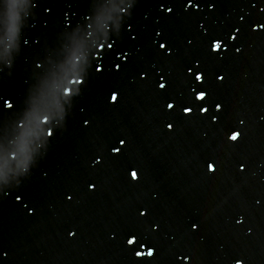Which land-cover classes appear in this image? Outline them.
<instances>
[{
    "label": "water",
    "instance_id": "obj_1",
    "mask_svg": "<svg viewBox=\"0 0 264 264\" xmlns=\"http://www.w3.org/2000/svg\"><path fill=\"white\" fill-rule=\"evenodd\" d=\"M0 264H36L0 178Z\"/></svg>",
    "mask_w": 264,
    "mask_h": 264
},
{
    "label": "snow or ice",
    "instance_id": "obj_2",
    "mask_svg": "<svg viewBox=\"0 0 264 264\" xmlns=\"http://www.w3.org/2000/svg\"><path fill=\"white\" fill-rule=\"evenodd\" d=\"M221 47V44H220V42H216L214 45H213V48L214 49H219ZM196 79L197 80H200L201 79V77L199 76V75H197V77H196ZM163 87H164V85H163ZM205 93L204 92H199V94H198V99H203L204 97H205ZM170 106V104L168 105V107ZM188 109V108H187ZM190 111H191V109H190Z\"/></svg>",
    "mask_w": 264,
    "mask_h": 264
},
{
    "label": "clouds",
    "instance_id": "obj_3",
    "mask_svg": "<svg viewBox=\"0 0 264 264\" xmlns=\"http://www.w3.org/2000/svg\"><path fill=\"white\" fill-rule=\"evenodd\" d=\"M161 47H164V45H161ZM161 87H163V84H161ZM115 96H116V93H113V94H112V97H111V99H112L113 102L115 101V99H114ZM171 107H172V105L170 104L169 108H171ZM219 107H220V106L217 105V108H219ZM205 110H206V109H205ZM185 112H186V113H187V112H190V109H185ZM168 127L171 128V125H169ZM121 143L123 144V141H121ZM241 167H243V166H241ZM133 178H134V179L138 178V177L135 176L134 172H133Z\"/></svg>",
    "mask_w": 264,
    "mask_h": 264
}]
</instances>
